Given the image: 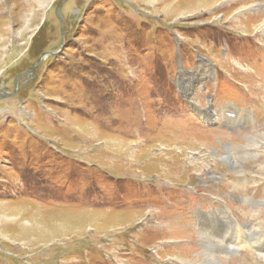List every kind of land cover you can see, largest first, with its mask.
<instances>
[{
  "label": "rangeland",
  "instance_id": "1",
  "mask_svg": "<svg viewBox=\"0 0 264 264\" xmlns=\"http://www.w3.org/2000/svg\"><path fill=\"white\" fill-rule=\"evenodd\" d=\"M262 133L264 0H0V264H264Z\"/></svg>",
  "mask_w": 264,
  "mask_h": 264
},
{
  "label": "bare ground",
  "instance_id": "2",
  "mask_svg": "<svg viewBox=\"0 0 264 264\" xmlns=\"http://www.w3.org/2000/svg\"><path fill=\"white\" fill-rule=\"evenodd\" d=\"M258 14V13H257ZM245 17V19L247 18V16H244ZM258 17V15L256 16V18ZM250 39H254L253 37H251ZM255 40V39H254ZM190 90H188V92H189ZM189 94V93H188ZM234 112H235V110H234ZM238 112V111H237ZM232 114V113H231ZM235 121H236V119L235 118H233L230 122H229V124H231V125H235L236 123H235ZM255 135V134H254ZM264 138V133H262V135L259 137V138H257L255 141H253V143L251 144V142H249L248 143V145L247 146H249L250 144V146H252V147H249L250 149H253V148H255V150H258V149H260L261 147H262V145L263 144H259V142H260V140H264L263 139ZM247 141V140H246ZM226 151V153H224L223 154V160L225 161V163L226 164H228V166L230 167V168H232V170H235L236 168H234V165H235V160H233V154H232V156H231V152H229L228 151V149H226L225 150ZM217 155V154H216ZM221 156H222V154H221ZM250 156V155H249ZM239 157V156H238ZM221 158V157H220ZM247 158V157H246ZM254 158V157H253ZM222 159V158H221ZM255 162V161H254ZM238 163V162H237ZM232 166V167H231ZM217 172V171H216ZM232 172V171H231ZM235 172V171H234ZM236 174V173H235ZM236 185V184H235ZM260 206V205H259ZM262 211L263 210H261V211H259L258 213H256V211L255 210H253V213H254V215L255 216H258V215H260L261 213H262ZM83 214V213H82ZM85 214H89V212L87 213H85ZM81 219H86V216H82L81 217ZM80 220V219H79ZM159 227V226H158ZM214 227H216V224H215V222H213V225L211 226V227H209V226H204V232H206V231H209V229H211V228H214ZM213 234H214V230H212L211 231ZM231 232H234V237H232L231 235H230V237H231V241H230V244H232V245H239L240 243V241H242L244 238L242 237V235H244V232H241V231H239V229H238V227L237 226H234L233 228L231 227ZM205 234V233H204ZM215 236H216V238H217V235L216 234H214ZM205 236V235H204ZM210 237V236H209ZM214 239V238H213ZM203 241V240H202ZM213 241V240H212ZM201 243V242H200ZM247 243H256V242H254V241H248ZM262 244H264V243H262ZM204 245V244H203ZM219 245V244H218ZM264 246V245H263ZM233 248H236V246H232ZM242 247H244V246H242ZM220 252V251H219ZM203 253V252H202ZM247 255H246V257L248 256V257H251V258H253L252 257V255H251V253H246ZM203 255V254H202ZM210 255V254H209ZM212 255V254H211ZM213 256V255H212ZM261 256H262V260H264V253H261ZM210 257V256H209ZM205 259V258H204ZM244 258H240V259H238V260H243ZM234 260H236V259H234ZM234 260H231V261H234ZM230 261V262H231ZM213 264H220V263H218V262H214ZM245 264H251V261H247L246 260V262H245Z\"/></svg>",
  "mask_w": 264,
  "mask_h": 264
},
{
  "label": "water",
  "instance_id": "3",
  "mask_svg": "<svg viewBox=\"0 0 264 264\" xmlns=\"http://www.w3.org/2000/svg\"><path fill=\"white\" fill-rule=\"evenodd\" d=\"M62 4L60 5V6H58V8H57V12H56V14H57V17L59 18V20H60V23H61V35H62V42H61V46L63 45V41H64V37H65V30H64V25H65V22H64V19H63V15H62ZM47 55H50L49 53L48 54H46V55H43L37 62H36V64H35V66L34 67H32L27 73H25V74H23V75H21V76H19L18 78H17V80H16V83H17V85H18V83L20 82V81H22V80H27L28 79V77H30L31 75H33L34 74V71H35V69H36V67H38L40 64H41V62H42V59L45 57V56H47ZM52 55V54H51ZM25 85V82L24 83H22V85H21V87L22 86H24ZM15 91L13 92V93H7V94H5V96L7 95V96H13V95H15ZM199 118H200V116H198ZM201 119V118H200ZM201 121L203 122V120L201 119Z\"/></svg>",
  "mask_w": 264,
  "mask_h": 264
},
{
  "label": "flooded vegetation",
  "instance_id": "4",
  "mask_svg": "<svg viewBox=\"0 0 264 264\" xmlns=\"http://www.w3.org/2000/svg\"><path fill=\"white\" fill-rule=\"evenodd\" d=\"M28 79H29V78H28ZM28 79H27L26 81H24V82H25V85H26V84L29 82V80H28ZM24 82H23V83H24ZM21 84H22V83H21Z\"/></svg>",
  "mask_w": 264,
  "mask_h": 264
},
{
  "label": "trees",
  "instance_id": "5",
  "mask_svg": "<svg viewBox=\"0 0 264 264\" xmlns=\"http://www.w3.org/2000/svg\"><path fill=\"white\" fill-rule=\"evenodd\" d=\"M98 193L100 194V192L98 191Z\"/></svg>",
  "mask_w": 264,
  "mask_h": 264
}]
</instances>
